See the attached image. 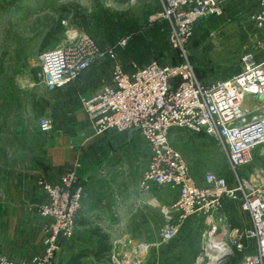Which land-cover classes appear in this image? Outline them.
<instances>
[{
    "label": "rangeland",
    "instance_id": "1",
    "mask_svg": "<svg viewBox=\"0 0 264 264\" xmlns=\"http://www.w3.org/2000/svg\"><path fill=\"white\" fill-rule=\"evenodd\" d=\"M259 5L260 0H230L222 16L197 26L185 49L200 82L209 83L238 74L248 55L255 59L264 55V33L256 28L254 20ZM160 14L157 0H0V258L16 262L29 260L32 255L41 253L45 237L31 233L28 227L31 221L22 216L25 207L21 202L14 201L15 206L18 202L17 208H9L11 211L7 212L8 204L12 206L11 200L21 190L14 188V184L9 187L11 180H15L11 175L17 172L19 161L32 160L35 145L46 144L39 134L38 123L55 112L52 97L39 79L40 56L85 34L104 52L115 55L105 60L104 74L111 71L115 63L127 71L152 62L175 70L181 64V53L168 42L169 25L153 21ZM125 39L129 41L124 47L121 43ZM89 125L87 147L94 149L89 155L111 152L112 144H101L102 138L95 137L91 123ZM137 143V162L131 161L132 156L128 157V149L125 150L120 160L124 163V176L116 180L119 185H127L118 194L124 211L122 223L127 226L121 225L126 231L117 241L126 238L129 248L125 249V254L133 255L132 259L118 258L120 263L117 264H196L208 242V226L193 219L180 224L181 215L174 210V192L169 194L167 208L156 202L153 206L140 204L147 202L142 194L149 191L142 192L136 185L147 167L149 151L143 141ZM171 143L181 152L198 183H203L208 173L229 181L233 178L234 172L221 148L205 135L194 136L185 130H175ZM105 146H111L110 150ZM121 151L117 149L118 153ZM103 163L104 159L96 168L103 167ZM237 174L245 180L264 178V146L256 149L254 162L239 168ZM129 199L137 200L133 215L127 210ZM161 210L168 212L164 215ZM220 220L221 227L231 230L249 226L248 215L232 203L225 206ZM177 224L181 225L179 236L170 243H163L162 231ZM229 260L225 264H230ZM54 264H68L67 242L62 245ZM86 264L96 263L87 261Z\"/></svg>",
    "mask_w": 264,
    "mask_h": 264
},
{
    "label": "built area",
    "instance_id": "2",
    "mask_svg": "<svg viewBox=\"0 0 264 264\" xmlns=\"http://www.w3.org/2000/svg\"><path fill=\"white\" fill-rule=\"evenodd\" d=\"M228 1L160 0L162 12L153 21L169 25L168 42L180 51V66L174 70L152 62L127 71L114 64L109 83L93 95L81 96L79 102L97 135L139 129L151 148L140 189L177 190L179 197L174 209L181 215L180 224L196 219L208 226V242L196 264H215L219 256L228 255L221 263L225 264L236 253L243 255L237 264H264V178L245 180L237 174L239 168L254 162L256 149L264 146V110L249 117L244 108L249 98L264 103V64L248 55L238 74L205 83L197 78L185 49L197 26L222 16ZM254 20L256 28L264 33V0H260ZM128 41L123 40L121 46L125 47ZM114 57L91 37L80 34L40 56L39 79L50 90L64 89L96 62ZM39 129L50 133L52 121L41 119ZM175 130L205 135L215 141L234 172L233 180L208 173L203 183H198L181 152L171 143ZM40 186L42 197L36 210L50 222L42 253L18 262L2 257L0 264H54L62 245L75 237L84 195L76 171H69L55 183L42 180ZM227 202L249 216L251 227H221L220 216ZM180 224L162 231L163 243L179 236Z\"/></svg>",
    "mask_w": 264,
    "mask_h": 264
},
{
    "label": "crops",
    "instance_id": "3",
    "mask_svg": "<svg viewBox=\"0 0 264 264\" xmlns=\"http://www.w3.org/2000/svg\"><path fill=\"white\" fill-rule=\"evenodd\" d=\"M157 1L160 4L162 12L161 2L160 0ZM257 60L264 64V55H260ZM104 64V61L96 62L91 70L86 72L71 86L64 89L55 91L50 90L41 83L52 97L51 105L55 112L50 114L49 117L44 118L52 121L53 130L50 133L44 134L40 131L38 123L39 134L43 136L46 144L34 146L32 160H26L24 163L19 161L17 163L15 168L17 172L11 175L15 176V180H11L9 186L11 188L14 184L16 185L14 188L18 187L21 188V190L17 191L16 196L11 200V202H13L12 206L8 204L9 207L7 206V212L10 210L9 208H17L18 202H21L25 207V212L22 216L27 217L31 221V223H28L31 233H41L45 235L50 222L43 219L36 210V206L39 204L42 197L40 181L45 180L55 183L61 176H64L69 171H76L79 183L84 188L83 208L77 219L76 235L73 240L67 242L68 263L74 260L80 253L84 252L87 253V257L81 260V264H86L87 261L96 264H117L118 262L120 263L119 259L122 256H128L132 259L133 255L131 252L125 254V249L129 248L128 240L125 238L122 242L117 241L119 235L124 234L126 231L122 229V227L127 226L122 223L124 217L122 212L124 211L121 209L122 203L119 200L118 194H120L123 189H126L127 185H119L116 180L118 177L124 176L122 171V164L124 165V163L120 160L123 154H125V150L128 149V157L132 156L130 160L137 162L136 156H139L137 151L135 153L137 142L143 141L149 151L148 158L146 159L147 167L151 158L150 145L139 132H135L133 136L130 137V133H105L103 135H97L93 130L95 137L102 138L101 144L111 143L113 149L111 152L98 151L96 156L89 155L94 150L92 147H87L89 140L88 126H91L80 107L78 99L83 95L90 96L101 91L104 85L109 83L111 71L104 74L106 72V70H104ZM112 68L113 65L111 70ZM232 76H234V74L229 77ZM244 108L249 112V117H254L264 110V103L262 100L249 98L245 102ZM110 147L111 146L106 147V149L110 150ZM117 149H121L122 151L118 153ZM128 157L126 154L125 159ZM102 159H104L103 167L99 166L96 168V165ZM144 171L139 177L138 185H136L140 191H142L140 189V180ZM230 180H233V178ZM173 192L175 206L178 201L179 193L177 190L168 187H152L149 193L142 194L147 202H140V204L153 206L152 203L156 202L167 208L170 198L169 194H173ZM114 194L117 195L114 196ZM14 201H18L16 202V206L14 205ZM128 204L127 210H129L130 215H133L136 211L137 200L129 199ZM228 204H230V202H227L225 205ZM161 209H163V207H161ZM163 212L164 215H166L168 211L161 210L162 214ZM193 220L196 221V219ZM249 227H251L250 219L249 226L244 228ZM102 236L105 237V242L109 251L105 254L106 256L104 255L103 258L99 260L96 254L99 250L101 241H104ZM42 242L40 249L41 253L43 251ZM32 256L34 257V255ZM121 260L124 261L123 258H121Z\"/></svg>",
    "mask_w": 264,
    "mask_h": 264
},
{
    "label": "trees",
    "instance_id": "4",
    "mask_svg": "<svg viewBox=\"0 0 264 264\" xmlns=\"http://www.w3.org/2000/svg\"><path fill=\"white\" fill-rule=\"evenodd\" d=\"M122 1H127V0H122ZM59 29H61V20H60V23H59ZM168 38V36H167ZM103 237V242L101 241L100 243V247H99V250L96 254V257L97 259H101L103 258V256L109 251V248L105 242V237ZM101 237V238H102ZM106 256V255H105ZM87 257V253L84 252V253H80L74 260H72L71 262H69L68 264H81V260L83 258H86ZM243 257V255L241 253H236L235 257L231 258L229 261H230V264H237V262Z\"/></svg>",
    "mask_w": 264,
    "mask_h": 264
},
{
    "label": "water",
    "instance_id": "5",
    "mask_svg": "<svg viewBox=\"0 0 264 264\" xmlns=\"http://www.w3.org/2000/svg\"><path fill=\"white\" fill-rule=\"evenodd\" d=\"M138 131H139V129H135V130L131 131L130 132V137H132L133 134L135 132H138ZM226 257H228V255H221V256H219L218 259H217V261L215 262V264H221L226 259Z\"/></svg>",
    "mask_w": 264,
    "mask_h": 264
}]
</instances>
